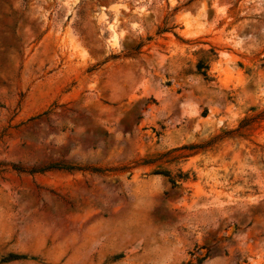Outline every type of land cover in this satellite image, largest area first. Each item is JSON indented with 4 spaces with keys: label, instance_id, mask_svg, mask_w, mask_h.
Listing matches in <instances>:
<instances>
[{
    "label": "rangeland",
    "instance_id": "374dc122",
    "mask_svg": "<svg viewBox=\"0 0 264 264\" xmlns=\"http://www.w3.org/2000/svg\"><path fill=\"white\" fill-rule=\"evenodd\" d=\"M0 264H264V0H0Z\"/></svg>",
    "mask_w": 264,
    "mask_h": 264
},
{
    "label": "trees",
    "instance_id": "16d2710c",
    "mask_svg": "<svg viewBox=\"0 0 264 264\" xmlns=\"http://www.w3.org/2000/svg\"><path fill=\"white\" fill-rule=\"evenodd\" d=\"M203 68H205V66H202V64H199L198 66H197V69L199 70V71H201ZM203 75H206V73L205 72H203ZM185 148V147H184ZM157 174H163V175H165V176H169V173L167 172V171H164V172H156ZM170 180H169V182L173 185V186H175L176 184H175V180L174 179H172V178H169Z\"/></svg>",
    "mask_w": 264,
    "mask_h": 264
}]
</instances>
